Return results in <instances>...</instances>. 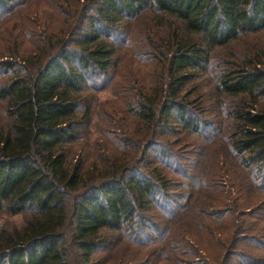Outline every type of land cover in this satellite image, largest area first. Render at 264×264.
<instances>
[{
  "label": "trees",
  "instance_id": "trees-1",
  "mask_svg": "<svg viewBox=\"0 0 264 264\" xmlns=\"http://www.w3.org/2000/svg\"><path fill=\"white\" fill-rule=\"evenodd\" d=\"M0 214V264H264V0H0Z\"/></svg>",
  "mask_w": 264,
  "mask_h": 264
},
{
  "label": "rangeland",
  "instance_id": "rangeland-1",
  "mask_svg": "<svg viewBox=\"0 0 264 264\" xmlns=\"http://www.w3.org/2000/svg\"><path fill=\"white\" fill-rule=\"evenodd\" d=\"M119 56L124 55V48L119 49ZM219 51H216L212 54V57H214V55H216V53H218ZM125 58V56H124ZM106 76V75H105ZM99 77L96 81L95 84L100 85L103 83H107L110 81V75L106 76V77ZM209 75L203 76L204 78V84L202 83V86H206V88L209 86V81L205 80L208 79ZM104 84V85H105ZM108 84V83H107ZM103 86V85H101ZM113 94L111 93V88L110 86H108L105 89H102L100 91H97V93L95 94L96 100H95V106L94 109L96 110V114L97 115H101V112H103L104 109V105H101L102 103L106 102V100H108L110 97H112ZM208 104L207 102L204 103ZM101 105V106H100ZM101 110V112L98 111ZM96 118V115L94 116ZM204 118H209L207 117V115L203 116ZM210 119V118H209ZM208 120V119H207ZM212 121H214V119H211ZM210 120V121H211ZM214 128H216L217 124H211ZM213 129V132L207 134L205 140H203L200 135H193L190 134L188 135L190 138H192L195 143H188V146L184 147L185 150H182L184 153L182 154V160H179L180 164H185L186 166H191L192 168L194 167V163L196 161V157L194 155L195 152H200L201 153V148L197 145L203 144L202 146H204V150L205 147H208L209 144V148L211 147L212 142H214L216 145L213 148L214 151L217 150V153L219 152L220 154H222L224 152L223 150V146L221 144V142L219 140L214 139V135L216 134V129ZM178 131H176V127L175 130L171 129L170 130V135H166V137H162L161 141L163 143L169 144V142H172L171 144H178L181 140H185V138H183L180 134V130L177 128ZM209 141V142H208ZM174 142V143H173ZM173 146V145H171ZM198 148H197V147ZM181 152V151H180ZM219 160V158H218ZM220 161V160H219ZM199 165L201 162V159L199 160ZM222 165H219V167H221ZM23 216L22 215H12V216H6L3 214H0V225L6 226L7 224H13L16 227H19L22 222H23ZM138 250V251H136ZM202 251V250H201ZM144 253V250H140L134 246H132L131 244H127V243H122V242H116L115 244H113L111 247H109L106 250H102V251H98L96 253H94L92 255V258L94 259L93 261L98 262V264H135L138 261H141V255ZM223 254V249H216V247L214 246H207L206 250H204V252L202 251V255L205 258L206 262L211 263V264H215V260L217 259V257L221 256ZM140 257V259H138ZM213 257V258H212ZM144 264H148V263H144ZM157 264H161V262L157 263Z\"/></svg>",
  "mask_w": 264,
  "mask_h": 264
}]
</instances>
